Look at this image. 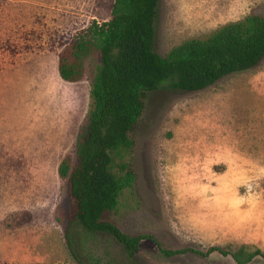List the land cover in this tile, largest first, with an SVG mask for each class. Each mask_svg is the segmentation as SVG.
<instances>
[{
    "label": "rangeland",
    "instance_id": "obj_1",
    "mask_svg": "<svg viewBox=\"0 0 264 264\" xmlns=\"http://www.w3.org/2000/svg\"><path fill=\"white\" fill-rule=\"evenodd\" d=\"M112 4L0 0V264H78L64 243L72 202L57 169L74 160L99 55L70 83L58 53L93 20H109ZM250 14L264 16V0H158L155 51ZM131 136L134 187L105 220L162 248L264 252V59L202 90L148 93ZM97 247L103 264H234L217 252L165 257L150 239L133 259L109 238Z\"/></svg>",
    "mask_w": 264,
    "mask_h": 264
},
{
    "label": "trees",
    "instance_id": "obj_2",
    "mask_svg": "<svg viewBox=\"0 0 264 264\" xmlns=\"http://www.w3.org/2000/svg\"><path fill=\"white\" fill-rule=\"evenodd\" d=\"M157 6L158 0H113L109 20H93L58 53V75L70 83L82 79L88 57L99 55L91 81L92 103L76 136L74 160L64 157L57 169L68 183L72 202L64 229L66 249L78 264H103L99 239H111L129 259L135 257L142 240L150 239L165 257L187 252L207 257L217 252L230 256L234 264H264V252L257 247L172 250L162 248L150 235H128L103 218L134 187L131 134L148 93L159 88L202 90L264 59V16L259 14L223 24L204 38L185 40L160 55L154 48Z\"/></svg>",
    "mask_w": 264,
    "mask_h": 264
}]
</instances>
